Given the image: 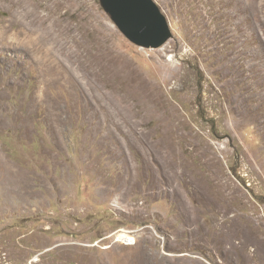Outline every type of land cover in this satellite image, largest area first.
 I'll use <instances>...</instances> for the list:
<instances>
[{"label": "rangeland", "instance_id": "374dc122", "mask_svg": "<svg viewBox=\"0 0 264 264\" xmlns=\"http://www.w3.org/2000/svg\"><path fill=\"white\" fill-rule=\"evenodd\" d=\"M154 1L0 0V264H264V0Z\"/></svg>", "mask_w": 264, "mask_h": 264}, {"label": "water", "instance_id": "95a60500", "mask_svg": "<svg viewBox=\"0 0 264 264\" xmlns=\"http://www.w3.org/2000/svg\"><path fill=\"white\" fill-rule=\"evenodd\" d=\"M118 29L133 43L159 47L172 35L154 0H99Z\"/></svg>", "mask_w": 264, "mask_h": 264}, {"label": "bare ground", "instance_id": "6f19581e", "mask_svg": "<svg viewBox=\"0 0 264 264\" xmlns=\"http://www.w3.org/2000/svg\"><path fill=\"white\" fill-rule=\"evenodd\" d=\"M55 2H52V4H54ZM75 36V35H74ZM68 38L72 39V36H68ZM75 40V39H74ZM62 42V41H61ZM64 42V41H63ZM73 44V43H72ZM71 44V45H72ZM61 48L62 49H66V46L65 45H61ZM68 49V48H67ZM68 52V51H67ZM68 54H70V57L71 59H73L75 62L77 61V63H89L88 61L84 60L80 55L77 54L76 50L74 49V47H71ZM86 57V56H85ZM61 71V74H62V77H60V79L62 78L63 79V76L66 74L64 72V70H62V68L60 69ZM57 76V75H56ZM67 77V76H66ZM65 78V76H64ZM58 79V78H57ZM64 80V79H63ZM59 81V80H57ZM61 83V82H60ZM63 83V82H62ZM75 87V86H74ZM73 90V89H72Z\"/></svg>", "mask_w": 264, "mask_h": 264}]
</instances>
